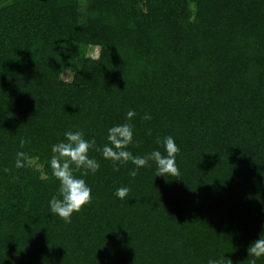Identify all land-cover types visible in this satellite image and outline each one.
I'll return each mask as SVG.
<instances>
[{
	"label": "trees",
	"instance_id": "16d2710c",
	"mask_svg": "<svg viewBox=\"0 0 264 264\" xmlns=\"http://www.w3.org/2000/svg\"><path fill=\"white\" fill-rule=\"evenodd\" d=\"M124 123L134 156L171 136L179 177L92 149L98 171L74 173L91 203L52 214V145L82 131L102 148ZM258 238L264 0H0V264H264Z\"/></svg>",
	"mask_w": 264,
	"mask_h": 264
},
{
	"label": "clouds",
	"instance_id": "9594fccd",
	"mask_svg": "<svg viewBox=\"0 0 264 264\" xmlns=\"http://www.w3.org/2000/svg\"><path fill=\"white\" fill-rule=\"evenodd\" d=\"M136 113L129 110L127 119L131 120ZM142 119L150 120L151 116L145 114ZM151 134L150 132L148 133ZM65 139L52 145L50 158V168L53 177L59 182L58 196H53L49 201V208L52 214L57 215L66 223L71 222V216L74 212H79L83 206L91 203L92 190L86 181L78 178L74 173L83 169L82 176L88 175L89 171L95 174L100 165L95 158H90V150L100 152L102 157L111 160L114 164V170H119L120 164L131 162L135 168L129 171V176L135 178L137 169L149 166V161H154L157 166L156 176L179 177L180 172L176 165L175 158L180 149L177 147L171 136H166L157 143L161 144L164 153L154 150L144 156H134L127 150L133 140V127L130 123L114 125L108 129L107 144L102 148L96 147L95 139L86 140L82 131H67L64 133ZM26 141L21 140V146ZM30 161V157L24 152L16 153L15 167L23 168ZM7 171V169H5ZM130 189L120 187L115 195L123 200L127 197ZM247 254L254 258L264 256V238H258L250 243L247 248ZM208 264H220V261L209 260ZM232 264V261H229ZM255 264V259L252 261Z\"/></svg>",
	"mask_w": 264,
	"mask_h": 264
},
{
	"label": "rangeland",
	"instance_id": "374dc122",
	"mask_svg": "<svg viewBox=\"0 0 264 264\" xmlns=\"http://www.w3.org/2000/svg\"><path fill=\"white\" fill-rule=\"evenodd\" d=\"M89 53L90 54H95V48L93 50L89 51ZM69 76H70L69 71H66V72L63 73V76L62 77L64 79H69Z\"/></svg>",
	"mask_w": 264,
	"mask_h": 264
}]
</instances>
